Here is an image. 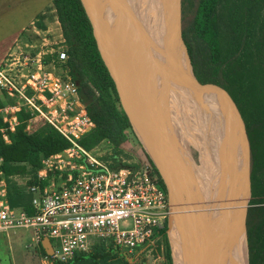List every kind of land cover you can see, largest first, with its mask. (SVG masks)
Returning a JSON list of instances; mask_svg holds the SVG:
<instances>
[{
	"label": "trees",
	"instance_id": "obj_1",
	"mask_svg": "<svg viewBox=\"0 0 264 264\" xmlns=\"http://www.w3.org/2000/svg\"><path fill=\"white\" fill-rule=\"evenodd\" d=\"M188 1H183L184 18L192 5ZM194 7L182 37L195 77L201 83H216L205 88L228 112L247 142L240 116L219 85L232 96L246 124L252 161V199L246 214L248 264H264V0H197ZM53 9L65 38L67 59L58 61V53L52 52L43 57V62L50 67L51 62H57L61 71L56 72L63 77L69 76L78 84L80 99L94 123L77 139L78 144L92 150L106 141L113 148V159L117 160L119 149L128 138L131 123L97 48L85 8L81 0H53ZM36 27L43 31L47 29L42 20L36 22ZM9 98L13 103V98ZM3 105L0 99V107ZM29 115L22 108L16 113L18 124L15 128L0 131V155L7 181V203L11 208L32 214L38 208L32 204L33 194L28 187L36 183L42 160L64 151L71 142L52 126L27 131L26 119ZM0 127H6L1 117ZM111 165L139 166L121 161ZM26 173H31L32 177L25 186L13 179L15 175ZM160 185L164 188L161 181ZM163 234V264H173L167 225ZM39 249L46 255L42 244ZM141 256V247L129 253L113 240L107 244L101 240L89 251L77 252L73 259L54 264H135ZM212 264L227 263L214 258Z\"/></svg>",
	"mask_w": 264,
	"mask_h": 264
},
{
	"label": "built area",
	"instance_id": "obj_2",
	"mask_svg": "<svg viewBox=\"0 0 264 264\" xmlns=\"http://www.w3.org/2000/svg\"><path fill=\"white\" fill-rule=\"evenodd\" d=\"M25 51L18 46L0 61V91L14 100L0 107L6 123L0 131L13 130L18 124L16 113L25 108L30 113L27 131L52 126L71 145L42 160L36 183L28 187L38 208L32 214L7 203L0 155V231L30 229L35 248L49 238L52 254L44 255V261L51 264L67 262L101 239H111L129 253L138 247L142 254L156 250L169 217L166 191L147 164L114 167L79 145L77 139L94 123L80 99L78 84L50 69L43 62L45 52ZM56 52L58 61L67 59L65 50Z\"/></svg>",
	"mask_w": 264,
	"mask_h": 264
},
{
	"label": "bare ground",
	"instance_id": "obj_3",
	"mask_svg": "<svg viewBox=\"0 0 264 264\" xmlns=\"http://www.w3.org/2000/svg\"><path fill=\"white\" fill-rule=\"evenodd\" d=\"M105 1L100 8L111 22H108L109 27H114L113 16L117 15L121 19V35L127 33L123 41L115 39L116 43L120 42L118 44L126 48V60L132 61L129 63L133 67L141 55L146 57L147 77L157 88V96L167 101V108L172 111L167 117L168 125L175 120V125L185 126L194 120L191 124L193 135L194 131L200 135L191 136L189 143L192 142L191 145L198 150L200 164L190 165L188 171L192 169L194 198L203 206L195 205L200 210L194 215L197 220L195 230L188 231L184 223L178 227L176 241L182 264H187L186 259L190 260V257L203 261L198 252L202 248L205 264H212L210 257L218 254L223 256L222 260L227 264H248L243 227L247 200V147L240 129L224 107L211 96L205 86L197 87L191 83L192 69L176 33V3L173 0ZM184 88L190 91L192 98L188 105L182 107L186 103ZM128 104L139 130L153 133L147 129L149 123L145 125L141 119L145 110H139L133 103ZM229 139H233L237 145L236 152L227 144ZM231 164L236 166L232 169ZM231 169L234 174L236 170L237 173L240 171L239 176L233 179ZM206 172L208 180L205 178ZM193 195L190 200H193ZM229 207L234 210L229 212ZM213 234L220 238L224 247L211 238Z\"/></svg>",
	"mask_w": 264,
	"mask_h": 264
},
{
	"label": "water",
	"instance_id": "obj_4",
	"mask_svg": "<svg viewBox=\"0 0 264 264\" xmlns=\"http://www.w3.org/2000/svg\"><path fill=\"white\" fill-rule=\"evenodd\" d=\"M104 1L105 0H81L85 8L87 17L89 19V22L91 24L93 35L96 40L97 48L116 84L118 93L120 95L121 104L124 110L126 111V113H128L133 123L135 122V120L133 119L129 111L128 103L130 102L135 104V107L138 108L139 110H145L143 111L144 115L142 119H145L149 123V125H151V127H154L155 135L158 136V139L165 140L166 138L165 142L161 140L162 143L158 149L159 151H156L158 154L156 155L157 156L156 160H157V164H159L160 169L165 174L166 183L169 192L170 214L167 220V234L171 249L172 263L182 264V260L180 258V252L178 251V244L176 241L178 234V227L180 226V224L184 223V226H186L189 229L188 231L195 230L196 228H194V226L197 223V220L194 217V215L197 214L200 210L198 209L199 207L193 208L191 205L192 204L191 201L193 200L192 199L189 200L188 198L189 196H191V193L193 194V192L186 193L188 189L193 187L194 179H192L190 172L186 175V179L182 178L181 177L182 175L178 170V164H192V166L196 164L192 159L190 147H188L187 144H181L179 142L180 127H177L176 140L170 144L167 141V138L169 137L170 134L169 133L170 127L168 125L167 117L170 115V112H172L169 111L167 108L168 102L165 101L163 98L160 99L157 96L158 94L156 91L157 88L154 87L151 80L147 77L146 62L144 60V58L146 57L141 55L140 59L135 60V65L133 67L129 63L132 61L126 60L125 57L126 48H124V45L122 46L119 45L118 43L120 42L116 43L115 39L119 38L121 41H123L127 33L122 32L123 34L121 35L120 32L121 19L117 15L113 16L114 27L111 28L109 27L110 26L109 23L111 22L107 19L104 12H102L100 8ZM180 2L181 0H177L178 9H180V4H181ZM177 22L178 21L176 20V24L178 25L179 23ZM176 33H178L177 36L179 35L180 37V41L184 46L185 52L188 57V61L192 69L191 61L188 55L187 47L182 37L181 30H178ZM165 48L167 50L169 49L167 47ZM170 53L173 54V52ZM177 70H178V65H177ZM192 73H193V78L191 77L190 78L192 81L191 83L194 86L200 87V86H208V85L210 86L216 84V83H201L195 77L193 69H192ZM219 87L230 98L242 121L241 114L232 96L221 85H219ZM183 92L186 94L185 95L186 103H184L182 107L186 106V104L188 105L190 98H192L191 94L189 93L190 92L189 90L184 88ZM244 133H245V138L247 140V144H249L247 131H245ZM169 150H174L175 154L173 153L171 156L169 154ZM166 155L168 157L165 159L164 156ZM249 157L251 158V151L248 146L247 185H246L247 200H246V205L244 208V216H243V219L245 220H246L248 207L250 206V204L248 203L252 196ZM198 205L199 204L197 203L196 206ZM227 210L230 212V210L232 211L234 210V208H228ZM245 220H244V224H245ZM191 243L192 241H190V246ZM41 244L46 254H52V246L49 238H44ZM246 246H247V255H248V245L246 244ZM202 250H198V252L203 261H200V259L196 257L195 259L193 257H190L191 258L190 260L186 259L187 264H192V263L205 264L204 258L202 256V253L205 252L203 248ZM213 252L214 254L216 253V251Z\"/></svg>",
	"mask_w": 264,
	"mask_h": 264
},
{
	"label": "rangeland",
	"instance_id": "obj_5",
	"mask_svg": "<svg viewBox=\"0 0 264 264\" xmlns=\"http://www.w3.org/2000/svg\"><path fill=\"white\" fill-rule=\"evenodd\" d=\"M173 1L176 3V7H177V0H173ZM183 1L184 0H181V2H180L181 3L180 9L177 8L175 10V19L178 21L177 23H179L178 25L176 24L177 31L181 30V33H182L183 29L188 25L189 21L192 18L193 10L195 9L194 5L196 4L197 0H189L188 1L192 5L190 6L189 12L186 14L185 18H184V14L182 11ZM44 12H45V16H46L45 20L47 23L46 24L47 29L44 31L38 30V28L35 25L36 22L31 24V25H27L26 28L23 29V31L19 32V34L13 36V38L11 40H9V42L6 46L7 48L5 49V51L3 53H5L6 50L8 53L9 52L12 53L15 50H17L18 46H21V48H23V50L26 49L25 52H28L30 55H32L34 53V51L35 52L42 51L43 54L45 52L46 54L43 56H46L47 54L50 55L49 54L50 52H56L57 50H60V49L65 50L66 49L65 38H64L63 31H62V28H61L60 22L58 20L55 9L53 10V6L50 5L44 9ZM37 31H39V32H37ZM177 38H178L179 44H181L182 42L180 41L179 35ZM26 45H27V47H26ZM181 46H182V44H181ZM57 66H59L57 64V62H55V61L51 62V67L55 68L57 72H60L61 70L58 69ZM48 67L51 69L50 66H48ZM159 81H160V79H159ZM10 101H12V99H10ZM174 121L175 120H173L169 126H172V124L175 125L176 123ZM188 121H189V119H188ZM193 122H194V120H190L188 124H185V126H178V125L174 126L173 125V127H170V132H169L170 138L169 139H172V141L176 140V138H177L176 137L177 127H180L179 142L181 144H187V146L190 147L192 159H193L194 163L200 164L198 150L195 148V146L191 145L192 142H191V144H189L190 140H191V136L200 137V135L197 133V131H194V135H193L192 127H191V124L193 125ZM242 126L244 129V132L247 131L246 130V124H245L243 118H242ZM127 132H128V138L121 145V148L119 149V152H118V159L117 160L113 159V157H112L113 148L109 147L108 142H106V141L100 142L96 147H94L92 150H90L91 154L94 157H97L98 159H102V160H105V161L110 162V163L115 162L116 164H120V161L122 163L124 162L125 164H131V165L141 164L142 162H145L144 149L137 142L138 141L137 136L135 135L133 130L128 129ZM139 135H141V134H139ZM188 136L190 139H188ZM242 137L244 138L243 135H242ZM244 142H245V145L247 147V152H248V146H249V149L251 151L250 141H249V144H247L246 141H244ZM227 144L229 145V147H231L233 152H236L235 150H237V145L235 144L233 139H229ZM174 152H175L174 150H169V154L171 156ZM249 159H250V163H249L250 165L249 166H250V178H251L252 161H251L250 157H249ZM117 161H118V163H117ZM190 165H192V164H190ZM231 166H232V164H231ZM233 166H236V164H233ZM233 166H232V169H233ZM232 169H231V172L233 173ZM191 171H192V169L190 170V175H191ZM239 173H240V171L237 173V170H236V173L235 174L233 173V179L236 178L237 176H239ZM181 174H182V170H181ZM205 176L207 178L206 173H205ZM31 177H32L31 173H26V174H21V175H15L13 177V179L16 182H18L19 184H21L22 186H25L28 184V181L31 180ZM206 180H208V178ZM194 186L195 185H193V187L188 189L186 193H189V192L191 193L192 190L194 189ZM191 195H193V194L191 193ZM194 197L195 196L193 195V201H191L192 207L195 208V205L197 203L199 204L198 206H203V204H201V202H198L197 200H195ZM188 198L190 200V196ZM251 199H252V196H251ZM251 199H250V201H251ZM250 201L248 204H250ZM226 205L228 206V203ZM244 220L245 219H243L244 236H245V241L247 244L246 220H245V224H244ZM213 231H214V229H213ZM6 233H8L9 236H7ZM32 236H33V232L30 229H15V230H8V231H0V264H48L47 262L43 263V261H41L43 259L44 255L39 248H37V247L35 248L36 244L32 240ZM211 238L216 243H218L222 247H224L220 238L217 235L213 234L211 236ZM101 240H103V239H101ZM110 240L111 239H104L106 244ZM100 241L98 240L95 243H98ZM164 253H165V243L163 241L162 244L157 246L156 250L149 251L147 254H142V256L138 259V262L137 263L135 262V264H163V261L165 259ZM214 258L222 259L223 256L212 255L210 257V261L212 262V260Z\"/></svg>",
	"mask_w": 264,
	"mask_h": 264
},
{
	"label": "crops",
	"instance_id": "obj_6",
	"mask_svg": "<svg viewBox=\"0 0 264 264\" xmlns=\"http://www.w3.org/2000/svg\"><path fill=\"white\" fill-rule=\"evenodd\" d=\"M50 5L53 6V0H0V61L8 54L7 50L3 52L13 36L38 20L47 24L44 9ZM9 97L0 92V99L4 104H13ZM6 235L9 236L8 233ZM41 261L46 263L44 257Z\"/></svg>",
	"mask_w": 264,
	"mask_h": 264
},
{
	"label": "flooded vegetation",
	"instance_id": "obj_7",
	"mask_svg": "<svg viewBox=\"0 0 264 264\" xmlns=\"http://www.w3.org/2000/svg\"><path fill=\"white\" fill-rule=\"evenodd\" d=\"M127 115H128V113H127ZM128 117H129V120H130V123H131L130 130H133L134 131L135 135L137 136V140H138L137 142L144 149L145 162H142V163L147 164V166L150 169L152 175L158 180L159 183L161 181L164 184V190L166 191V193L168 195V199H169V192H168V187H167V183H166L165 174L163 173V171L158 166L157 160H155V158H157L156 155H158L156 151H159L158 149L161 146L162 141L165 142L166 138H165V140L158 139V136L155 135V129H154V127H151V125L149 127V124H148V122L145 119H142L141 118L145 125L148 124L146 126H147V129L149 128L153 132L151 134L145 132L144 129H140L139 130V128H137V125L134 124L135 122L133 123V121L130 119V116L129 115H128ZM139 134H141V135H139ZM141 136H142L143 139L141 138ZM169 138L170 137L167 138V141L170 144L173 141H172V139H169ZM189 167H190V164L189 165L188 164H181V166L178 164V170L180 172L182 170V174L180 173L182 175L181 176L182 178L186 179V174L189 173V171H188L189 170ZM206 175H207V178L209 179V175H208L207 172H206ZM205 178H206V176H205ZM159 179H160V181H159ZM192 179H193V177H192ZM169 214H170V205H169ZM167 239H168V234H167Z\"/></svg>",
	"mask_w": 264,
	"mask_h": 264
}]
</instances>
